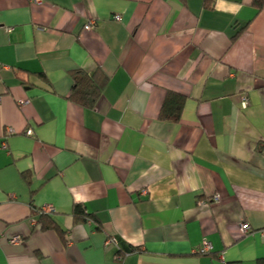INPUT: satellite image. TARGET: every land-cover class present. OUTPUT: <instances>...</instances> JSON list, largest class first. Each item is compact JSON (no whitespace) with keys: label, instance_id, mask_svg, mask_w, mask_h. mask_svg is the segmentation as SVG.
Masks as SVG:
<instances>
[{"label":"crops","instance_id":"crops-1","mask_svg":"<svg viewBox=\"0 0 264 264\" xmlns=\"http://www.w3.org/2000/svg\"><path fill=\"white\" fill-rule=\"evenodd\" d=\"M97 67V104L70 101V71ZM169 90L186 96L177 122L159 117ZM262 259L264 6L0 0V264Z\"/></svg>","mask_w":264,"mask_h":264},{"label":"trees","instance_id":"trees-1","mask_svg":"<svg viewBox=\"0 0 264 264\" xmlns=\"http://www.w3.org/2000/svg\"><path fill=\"white\" fill-rule=\"evenodd\" d=\"M253 3L259 11L264 6V0H253ZM241 31V29L237 31L233 39H235ZM70 73L73 84L68 99L85 108H93L102 96L104 88L109 81V76L101 67H97L92 72H88L83 68H76L71 70ZM41 75L44 77V74ZM185 101L186 96L184 94L174 90L167 91L160 110V119L173 122L179 121ZM73 215L77 221H87L89 218L92 219L82 203H77L74 206ZM40 220L43 228L57 226L46 213H42ZM259 263L264 264V259L260 260Z\"/></svg>","mask_w":264,"mask_h":264},{"label":"built area","instance_id":"built-area-1","mask_svg":"<svg viewBox=\"0 0 264 264\" xmlns=\"http://www.w3.org/2000/svg\"><path fill=\"white\" fill-rule=\"evenodd\" d=\"M34 1H39V0H34ZM96 25H97V20H90L85 25V28L86 29H92ZM248 103H249L248 96L244 95L242 97V105H243V107H247L248 106ZM8 132L11 133L12 130L11 129H8ZM27 133L28 134H31L32 133V130L31 129L27 130ZM219 197H220L219 194H216L214 196V200L217 201L219 199ZM40 210H41L42 213H51L52 211H54V209H53L52 206H44ZM87 221L91 222L92 219L89 218ZM251 230H252V227H251V225L249 223L244 222V223L240 224V232L242 234H247V233L251 232ZM20 240H21V238L19 236H14L12 238H9V242L10 243H13V244L19 242ZM106 243L108 245H117L118 244V239L115 236H109L107 238V240H106ZM212 249H213V247H212V244L210 243V241L204 240V242L202 244V247L199 249V251L202 252V253H204V252L211 251ZM117 258L118 259H122V256L118 255Z\"/></svg>","mask_w":264,"mask_h":264}]
</instances>
